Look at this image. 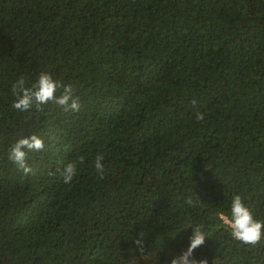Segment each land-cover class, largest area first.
Masks as SVG:
<instances>
[{
	"label": "trees",
	"instance_id": "trees-1",
	"mask_svg": "<svg viewBox=\"0 0 264 264\" xmlns=\"http://www.w3.org/2000/svg\"><path fill=\"white\" fill-rule=\"evenodd\" d=\"M45 71L79 112L11 107ZM32 134L25 176L7 157ZM236 194L264 220V0H0V264H170L197 225V261L264 264L220 219Z\"/></svg>",
	"mask_w": 264,
	"mask_h": 264
},
{
	"label": "clouds",
	"instance_id": "clouds-1",
	"mask_svg": "<svg viewBox=\"0 0 264 264\" xmlns=\"http://www.w3.org/2000/svg\"><path fill=\"white\" fill-rule=\"evenodd\" d=\"M58 90H62L59 96ZM12 95L16 98L11 107L19 112H27L33 107L43 111V106L49 103H55L65 112H79L81 103L78 97L74 95L72 85H66L59 80H55L51 73L41 72L35 82L29 85L24 76L14 81L11 85ZM193 106L197 104L192 101ZM198 122L204 121L205 114L199 111L195 114ZM45 148V142L36 134L30 137L18 139L9 149L8 160L13 162L18 170H21L25 176L34 175V169L27 163L28 153L42 152ZM105 155L103 152H97L94 157V168L98 178H105L104 167ZM85 163L83 156L76 160L69 161L62 168L58 169L64 184H70L78 174V168ZM189 206H195L200 202L199 198L194 202L191 198L185 201ZM223 225L230 231L233 240L255 248L264 241V220L254 218L253 211L245 204V197L242 194H236L232 197L230 216H220ZM192 229L190 245L186 251L179 256L171 259L170 264H208L207 260L197 261L193 255L194 251L205 244L207 237L203 230V225H197ZM145 232H140L133 241L136 250L140 253V258L146 254L144 242ZM136 264H137V259Z\"/></svg>",
	"mask_w": 264,
	"mask_h": 264
}]
</instances>
